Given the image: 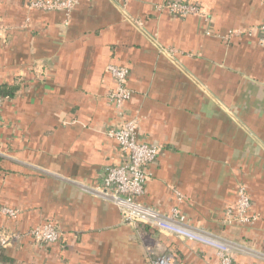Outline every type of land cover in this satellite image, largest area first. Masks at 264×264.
<instances>
[{
	"label": "crops",
	"instance_id": "0c3cea01",
	"mask_svg": "<svg viewBox=\"0 0 264 264\" xmlns=\"http://www.w3.org/2000/svg\"><path fill=\"white\" fill-rule=\"evenodd\" d=\"M165 1L80 0L66 16L0 0V84L16 85L0 109V205L18 210L0 227L50 221L61 231L44 247L25 236L0 260L147 264V232L177 262L219 264L213 248L123 224L98 193L104 168L123 160L105 134L117 123L105 69L119 64L138 140L160 147L141 200L237 244L233 264H264V45L256 32L224 38L261 25L264 0H188L208 16L184 18L159 8ZM238 185L251 223L226 220Z\"/></svg>",
	"mask_w": 264,
	"mask_h": 264
},
{
	"label": "built area",
	"instance_id": "2783aa9c",
	"mask_svg": "<svg viewBox=\"0 0 264 264\" xmlns=\"http://www.w3.org/2000/svg\"><path fill=\"white\" fill-rule=\"evenodd\" d=\"M80 0H28L27 7L41 11H63L66 16ZM159 8L167 10L171 15L184 18L189 15L207 17L199 5L188 0H167ZM258 33L257 40L264 45V22L254 28L245 31H229L230 34L252 35ZM106 72L113 79L114 87L107 94L117 115L116 126L105 131L107 137L114 140L123 160L120 164L106 166L103 170L102 185L98 187V193L107 198L118 210L123 224L134 228L148 227L151 232H157L178 239L193 241L213 248L218 257L219 264H233L231 254L237 249V244L217 236L206 229L189 224L185 215L173 208L166 214L158 209L145 204L141 197L145 193V184L152 176L150 165L155 162L160 152V147L141 142L137 137V119L128 115L125 109L126 102L132 95L128 86L129 68L125 65L108 64ZM5 99L0 96V109ZM0 118V126H1ZM251 201L244 185H238L236 189L235 203L228 207V221L251 223L256 215L250 212ZM230 213V216H229ZM18 214L16 208L0 205V217L15 219ZM140 235L146 241L145 259L147 264H185L177 262L168 253L158 252V242L150 233L141 232ZM30 237L33 242L41 247L60 242L61 231L58 226L50 221L39 223L26 231H17L0 227V249L8 247L20 241L23 237ZM0 264H7L1 263ZM241 264H251L244 262Z\"/></svg>",
	"mask_w": 264,
	"mask_h": 264
},
{
	"label": "trees",
	"instance_id": "16d2710c",
	"mask_svg": "<svg viewBox=\"0 0 264 264\" xmlns=\"http://www.w3.org/2000/svg\"><path fill=\"white\" fill-rule=\"evenodd\" d=\"M27 1L28 0H24V3H25V7H27ZM16 90V85H3V84H0V96L7 100V99H10L14 92ZM46 222V221H44ZM43 223V222H42ZM1 263H7V264H12L10 261H2L0 260Z\"/></svg>",
	"mask_w": 264,
	"mask_h": 264
},
{
	"label": "water",
	"instance_id": "95a60500",
	"mask_svg": "<svg viewBox=\"0 0 264 264\" xmlns=\"http://www.w3.org/2000/svg\"><path fill=\"white\" fill-rule=\"evenodd\" d=\"M131 22H133L131 19H129ZM139 29L141 30V31H143L140 27H139ZM155 45L160 49V51L162 52V53H166L167 54V56L175 63V64H177V62L168 54V52L163 48V47H160L159 45H157L156 43H155ZM177 66H178V64H177ZM179 68H181L180 66H178ZM207 94L209 95V96H211L208 92H207ZM212 97V96H211ZM227 111V110H226ZM228 112V111H227ZM229 113V112H228ZM230 114V113H229ZM231 115V114H230ZM232 116V115H231ZM233 117V116H232ZM236 120V119H235ZM237 123H239V125H241V123L239 122V121H236ZM242 126V125H241ZM242 128L251 136V137H253V139L254 140H256L259 144H261L259 141H258V139L252 134V133H250L245 127H243L242 126Z\"/></svg>",
	"mask_w": 264,
	"mask_h": 264
}]
</instances>
